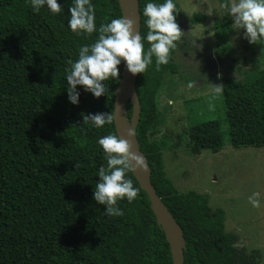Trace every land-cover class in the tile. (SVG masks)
<instances>
[{
	"label": "trees",
	"instance_id": "obj_1",
	"mask_svg": "<svg viewBox=\"0 0 264 264\" xmlns=\"http://www.w3.org/2000/svg\"><path fill=\"white\" fill-rule=\"evenodd\" d=\"M57 2L59 14L46 5L36 13L30 0H0V264H173L166 234L133 172L126 176L139 195L132 203L118 201L123 216L109 217L106 206L94 200L99 168L107 167L98 140L118 134L114 120L98 129L84 124L83 115L113 114L123 61L120 79L104 81L106 94L96 98L78 85L79 104L71 103L68 61L75 62L79 48L96 42L99 32L73 33L69 9L74 0ZM149 2L166 0H140L145 52L150 45L143 9ZM173 2L177 21L179 6ZM91 3L97 29L123 16L118 0ZM231 19L224 8L214 19L220 56L233 49ZM176 48L168 64L157 70L153 56L146 72L137 75V137L152 169V183L183 228L185 264H260V251L238 244L239 235L226 229L225 211L213 208L208 194L180 191L167 176L164 153L170 152L173 140L160 134L168 111L160 108L159 96L167 73L178 72ZM249 65H221L227 129L235 148L264 147V68L254 60ZM127 110L131 117V102ZM210 150L217 152L218 147Z\"/></svg>",
	"mask_w": 264,
	"mask_h": 264
},
{
	"label": "rangeland",
	"instance_id": "obj_2",
	"mask_svg": "<svg viewBox=\"0 0 264 264\" xmlns=\"http://www.w3.org/2000/svg\"><path fill=\"white\" fill-rule=\"evenodd\" d=\"M176 2L177 23L183 30L174 55L178 72L167 73L159 96L160 108L168 111L160 134L173 140V148L164 153L167 176L180 191L208 194L211 206L225 211L226 229L239 235V245L258 249L264 264V147L231 145L224 95L214 92L221 86L222 62L250 69L254 60L264 68V45L250 44L245 30L233 27V49L229 56H220L214 19L223 13L221 0ZM185 76H192V83L185 82ZM197 146L201 152L193 149ZM216 146L217 152L210 150ZM254 192L260 193V208L248 201Z\"/></svg>",
	"mask_w": 264,
	"mask_h": 264
},
{
	"label": "clouds",
	"instance_id": "obj_3",
	"mask_svg": "<svg viewBox=\"0 0 264 264\" xmlns=\"http://www.w3.org/2000/svg\"><path fill=\"white\" fill-rule=\"evenodd\" d=\"M32 10L39 13L45 5L53 14L62 11L57 0H30ZM220 7L229 11L233 18V27L238 31L244 29V37L250 44L264 45V0H231ZM69 27L76 35H91L99 32V37L91 45L79 48V57L73 62L68 61L67 90L71 103L79 104L80 92L77 86L91 92L96 98L107 93L104 81L119 80L118 65L126 62L127 70L138 75L145 73L148 66L156 58V69L169 63L171 50L176 48V42L181 40L183 30L176 21L177 6L173 0L157 5L149 2L144 6L143 16L147 18V42L150 47L145 52L143 37L136 30L135 21L127 16L112 19L110 23L101 24L97 29L95 24V7L91 0H74L70 7ZM213 13L211 6L207 14ZM264 52V48H262ZM222 88L216 85L215 93ZM173 103V101H169ZM112 112L84 114L83 123H91L96 128L113 123ZM128 135L133 131L130 128ZM106 159L107 167L101 166L98 171L99 180L95 185L94 200L105 205V214L109 217H121L124 212L118 206V201L127 199L132 203L139 195V189L133 186V181L127 178L129 172L147 171L146 159L139 152L132 150L130 140L114 134L103 136L98 140ZM79 165L77 164L76 167ZM260 193L254 192L248 197L254 208H260Z\"/></svg>",
	"mask_w": 264,
	"mask_h": 264
},
{
	"label": "water",
	"instance_id": "obj_4",
	"mask_svg": "<svg viewBox=\"0 0 264 264\" xmlns=\"http://www.w3.org/2000/svg\"><path fill=\"white\" fill-rule=\"evenodd\" d=\"M122 10V15L135 21L136 30L141 34V12L140 0H118ZM137 75L131 74L123 61L122 78L116 89L113 116L115 128L118 136L128 139L132 143V150L139 152L146 159L148 169L133 171L142 189H144L151 201L152 209L158 224L164 230L166 239L170 244L173 264H185V250L187 242L182 226L177 222L168 206L156 191L152 183V169L146 154L141 150L137 137V127L141 116V101L136 87ZM132 104V116L127 115V104ZM132 129L133 135H128V130Z\"/></svg>",
	"mask_w": 264,
	"mask_h": 264
}]
</instances>
